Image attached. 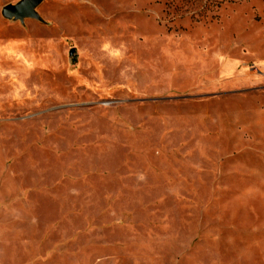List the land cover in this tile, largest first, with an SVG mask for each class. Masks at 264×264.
I'll list each match as a JSON object with an SVG mask.
<instances>
[{
	"label": "rangeland",
	"instance_id": "rangeland-1",
	"mask_svg": "<svg viewBox=\"0 0 264 264\" xmlns=\"http://www.w3.org/2000/svg\"><path fill=\"white\" fill-rule=\"evenodd\" d=\"M0 0V264H264V0Z\"/></svg>",
	"mask_w": 264,
	"mask_h": 264
},
{
	"label": "water",
	"instance_id": "water-1",
	"mask_svg": "<svg viewBox=\"0 0 264 264\" xmlns=\"http://www.w3.org/2000/svg\"><path fill=\"white\" fill-rule=\"evenodd\" d=\"M42 0H18L2 6L1 14L7 19L23 21L24 18L40 19L36 8Z\"/></svg>",
	"mask_w": 264,
	"mask_h": 264
}]
</instances>
